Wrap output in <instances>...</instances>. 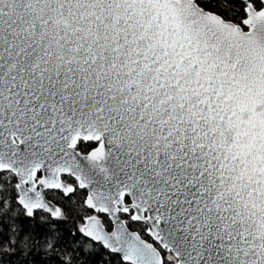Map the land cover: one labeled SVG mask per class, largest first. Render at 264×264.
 Listing matches in <instances>:
<instances>
[{
  "label": "snow or ice",
  "instance_id": "6c2138e0",
  "mask_svg": "<svg viewBox=\"0 0 264 264\" xmlns=\"http://www.w3.org/2000/svg\"><path fill=\"white\" fill-rule=\"evenodd\" d=\"M18 249L264 264V0H0V251Z\"/></svg>",
  "mask_w": 264,
  "mask_h": 264
},
{
  "label": "trees",
  "instance_id": "16d2710c",
  "mask_svg": "<svg viewBox=\"0 0 264 264\" xmlns=\"http://www.w3.org/2000/svg\"><path fill=\"white\" fill-rule=\"evenodd\" d=\"M26 249H18L15 253H4L0 251V264H39V261L44 259V250L41 249L39 253H30L28 256L21 253Z\"/></svg>",
  "mask_w": 264,
  "mask_h": 264
}]
</instances>
